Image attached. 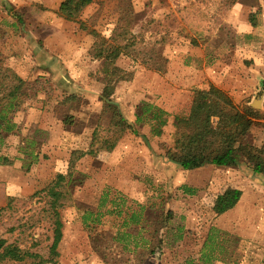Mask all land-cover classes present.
<instances>
[{"label": "rangeland", "instance_id": "obj_1", "mask_svg": "<svg viewBox=\"0 0 264 264\" xmlns=\"http://www.w3.org/2000/svg\"><path fill=\"white\" fill-rule=\"evenodd\" d=\"M62 1L0 0V62L14 66L27 81L24 104L12 116L20 129L7 135L1 148L14 161L0 165V207H5L0 236L9 242L19 238L28 246L37 242L35 249L47 250L52 223L43 216L44 188L59 174L70 172V157L81 150L84 155L73 167L69 186L74 205L62 208L60 214L64 224L60 255L56 263L48 264H141L143 256L138 252L150 238L148 230L153 231L167 211L171 214L161 234L164 247L158 257L148 256L150 261L142 264H154L153 258L159 264H264V175L254 174L243 163L234 170L209 167L178 175L181 168L164 154L174 140L175 115L188 112L192 101L169 113L171 122L161 136H153L146 122L137 124L135 116L143 100L165 109L168 102L161 105L157 99L164 95L170 62L179 68L182 63L205 67L218 80L209 81L207 89L219 88L242 110L248 105L260 111L253 117L249 141L261 146L264 0H93L82 12L84 23L61 17ZM128 5L135 11L132 33L141 44L131 48L136 59L124 54L117 59L116 64L133 78L119 82L112 99L127 118L134 116L131 122L138 133L128 130L116 140L109 114L102 115V88L108 81L105 62L89 52L97 34L115 36ZM187 70L179 71L186 76ZM251 84L259 91L244 97ZM72 94L78 98L65 100ZM168 96L170 102H185L182 96ZM32 139L41 142L36 149L40 157L26 171L19 151ZM112 142L115 146L110 148ZM155 162L172 164V177ZM109 180L128 187L120 189ZM228 187L241 189V198L234 208L218 215L214 207ZM136 213L141 214L138 222L132 219ZM85 214H90L89 223L101 214V222L86 226ZM212 226L228 233L227 249L220 254L225 262L201 260ZM118 232L126 234L119 242L128 244L129 250L114 241Z\"/></svg>", "mask_w": 264, "mask_h": 264}, {"label": "trees", "instance_id": "obj_2", "mask_svg": "<svg viewBox=\"0 0 264 264\" xmlns=\"http://www.w3.org/2000/svg\"><path fill=\"white\" fill-rule=\"evenodd\" d=\"M93 0H63L59 6L58 14L70 21L84 23L81 20L83 10ZM20 20L21 16L14 13ZM135 11L132 5L125 7L121 14V24L115 36L106 38L97 34V40L89 52L93 59L104 60L107 84L102 88V100H104L102 115H108L111 131L117 135L116 140L126 131L135 134L138 130L134 124L123 114L119 102L112 99L119 82L133 78V74L116 64L121 55L133 56L132 47L140 45L139 36L132 33L135 23ZM256 26V22H252ZM138 40V41H137ZM161 71V70H159ZM27 81L17 72L14 66H6L0 62V165H11L14 159L3 154L1 148L6 145V137L10 133H17L20 126L13 121L12 116L22 108L24 97L27 94ZM192 103L188 112L178 113L174 118V140L166 149L165 158L175 163L179 168L192 170L206 165L222 167H239L241 163L249 166L256 175H264V143L256 146L249 141V132L254 124L255 114L260 111L247 105V110L240 109L226 94L215 86L210 89H194ZM78 98L72 94L65 100ZM169 112L159 105L143 100L136 106V123H148L153 136H161L163 128L168 123ZM264 117V114H263ZM67 121V118H66ZM71 122V120L69 121ZM147 140L149 139L146 137ZM41 142L36 139L29 140L26 146L19 151L24 161L23 166L29 171L33 164L39 161L40 152L36 150ZM115 146L112 142L110 148ZM84 155L81 150H75L70 157V172L67 175L59 174L56 181L48 184L46 193V207H43V216L48 217L52 223L51 243L46 248H34L37 242L30 246L21 244L19 238L9 242L7 238L0 236V264H24L28 260L38 261V264L56 263L59 257V245L63 238V221L61 209L73 206L74 199L69 188L73 183V167L77 160ZM75 179V178H74ZM189 191V190H187ZM193 190L189 193L193 194ZM242 195V190L237 187H228L218 197L215 212L221 215L234 208ZM106 198L103 200L105 203ZM104 203H101V205ZM5 207H0V215ZM120 211V210H119ZM162 214L161 222L153 231L148 230L150 238H145L146 245L138 252L144 263L148 256L158 257L164 247L162 231L167 227L170 211ZM99 213V212H98ZM141 214L132 215L134 221H139ZM138 217V218H137ZM84 225L88 226L101 222V214L92 218L90 214L83 216ZM92 229V228H90ZM126 234L118 232L113 237L117 243ZM228 233L212 226L201 250V260L204 263H213L215 260L226 261L221 253L226 251ZM182 236V235H181ZM180 236V237H181ZM124 249L128 244L120 243ZM137 247V246H136ZM43 253L42 251H45ZM132 251V250H131ZM264 261V258H263Z\"/></svg>", "mask_w": 264, "mask_h": 264}, {"label": "crops", "instance_id": "obj_3", "mask_svg": "<svg viewBox=\"0 0 264 264\" xmlns=\"http://www.w3.org/2000/svg\"><path fill=\"white\" fill-rule=\"evenodd\" d=\"M52 57H53V59H55V56H52ZM53 59H52V63L55 62ZM186 68L189 69V70H187V74H188V75H186L187 77L182 75L180 73V71H179L180 69L185 71ZM184 77H186V80H187L186 82H184V80H185ZM173 78H175V81H172ZM179 78H180L181 82L179 80L177 81V79H179ZM213 80L218 81L216 73L212 72V70H210L209 68H205L204 67V68H201V69H197V68H194L192 65H187V64L185 65L183 63H182V67L179 68V66L178 67L176 65L174 66V64L172 62H170L169 68H168V73H166V82H165L166 84H164L165 89L163 90L164 91V95H163V97L158 98L157 102L162 105V104H164L163 102L166 101L168 103L166 105H163V107H165V109L169 113H172L173 111L178 112V110L180 109V107L183 106L184 103L185 104H190L191 103V101H192V97L191 96H192V94L194 92L193 89H195V88L207 89L209 87V81H213ZM181 84H185L184 85L185 87H183L182 89L180 87ZM118 85H117V87H118ZM194 85H196V86H194ZM117 87H116V89H117ZM254 88L252 87V84H251V86H249L248 89L246 90V94H245L244 97L254 95V94L257 93V91H259V88H255V89ZM154 91L158 92L160 90H158V88L156 90V88H155ZM168 94L170 96L172 94H175V95H173L171 97H177L178 96L180 98L182 96V97L185 98L184 99L185 102H183L182 100H178V101H176V103H174L172 101L170 102L167 98H165V95H168ZM170 96H168V97H170ZM154 98H156V97H154ZM159 100H160V102H159ZM131 118H134V116L133 117H129L128 116V120L130 122L132 121ZM169 122H171V115H169V117H168V123ZM243 164L245 165V163H243ZM160 166H163L165 169H168V174H170L169 176L172 177V171L174 170V166L172 164H169L167 162H165V163L164 162H162V163L159 162L157 164L155 162V167L159 168ZM209 167H211V170H214V171H215V169L220 171L222 168H224L222 166L206 165V166L197 168L195 170L205 169V168H209ZM123 168H126V167H123ZM225 168H227V167H225ZM229 169L234 170L233 168H229ZM178 171H179L178 175H180V174L184 173V171H186V170L178 169ZM187 171H192V170H187ZM128 173H130V172H128ZM114 180H109V183L112 184V185H115L116 187H118L120 189H126L128 187V186L125 185L126 183L125 184L124 183L118 184V181H114ZM129 183H132V186H133L136 182H134L132 180V182L130 181ZM63 238H62V241H63ZM150 259L151 258L149 257L146 260L150 261ZM152 261H153L154 264H159L160 263L155 258H153Z\"/></svg>", "mask_w": 264, "mask_h": 264}]
</instances>
